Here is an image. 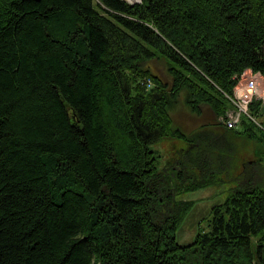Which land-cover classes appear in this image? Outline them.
<instances>
[{"label": "trees", "instance_id": "obj_1", "mask_svg": "<svg viewBox=\"0 0 264 264\" xmlns=\"http://www.w3.org/2000/svg\"><path fill=\"white\" fill-rule=\"evenodd\" d=\"M247 69L264 76V0H0V264H264L260 153L176 241L177 196L264 142L218 122ZM180 102L212 121L186 132ZM165 138L188 146L159 170Z\"/></svg>", "mask_w": 264, "mask_h": 264}, {"label": "rangeland", "instance_id": "obj_2", "mask_svg": "<svg viewBox=\"0 0 264 264\" xmlns=\"http://www.w3.org/2000/svg\"><path fill=\"white\" fill-rule=\"evenodd\" d=\"M130 3L141 2L142 0H127ZM203 115H196L190 112L186 105L180 102L174 111L176 124L185 128L186 132H190L196 128H199L202 123L212 121L214 115L211 109L207 106L203 109ZM218 122L221 126L226 127L223 124L222 119L219 117ZM187 143L178 138H165L157 143L151 145L155 151L157 157V166L159 170L164 169L170 164H175L177 159L181 157V152L187 147ZM230 152L229 149L223 150V161L228 168L225 171L215 174L217 181L215 184L208 185L203 188H198L193 191H187L177 196L178 199L186 202L188 209L182 214V219L178 225L176 231V241L181 244L192 243L197 234L203 230L209 229V221L212 218L213 209L223 204L231 190L237 184L238 174L241 172L244 164L248 161L254 160L260 153L263 158L264 164V142L258 143L255 140L247 139L243 136L235 139V146ZM212 154L214 157L216 154ZM233 156L232 159H228V156ZM259 154V155H260ZM221 163H218L220 166ZM188 255H194L192 250L187 252Z\"/></svg>", "mask_w": 264, "mask_h": 264}, {"label": "built area", "instance_id": "obj_3", "mask_svg": "<svg viewBox=\"0 0 264 264\" xmlns=\"http://www.w3.org/2000/svg\"><path fill=\"white\" fill-rule=\"evenodd\" d=\"M148 87L153 85L147 79ZM235 111L220 117L223 124L231 129H238L243 121L253 122L260 131L264 132V76L259 71L245 70L238 77V82L232 93H225Z\"/></svg>", "mask_w": 264, "mask_h": 264}, {"label": "bare ground", "instance_id": "obj_4", "mask_svg": "<svg viewBox=\"0 0 264 264\" xmlns=\"http://www.w3.org/2000/svg\"><path fill=\"white\" fill-rule=\"evenodd\" d=\"M127 1V0H126ZM130 1H132V0H130ZM235 107L234 106H232L231 105V108L230 109H228V111L226 112V115L227 114H229V113H231V112H233V111H235ZM250 123H253V122H250ZM254 124V123H253ZM255 125V124H254ZM256 126V125H255ZM257 127V126H256ZM226 129H229V130H231V128H228V127H225Z\"/></svg>", "mask_w": 264, "mask_h": 264}]
</instances>
